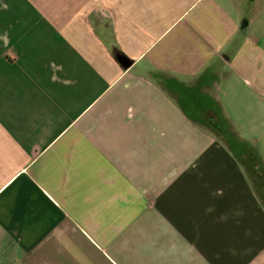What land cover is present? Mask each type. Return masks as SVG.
<instances>
[{
    "label": "crops",
    "instance_id": "1",
    "mask_svg": "<svg viewBox=\"0 0 264 264\" xmlns=\"http://www.w3.org/2000/svg\"><path fill=\"white\" fill-rule=\"evenodd\" d=\"M0 264H264V0H0Z\"/></svg>",
    "mask_w": 264,
    "mask_h": 264
},
{
    "label": "rangeland",
    "instance_id": "2",
    "mask_svg": "<svg viewBox=\"0 0 264 264\" xmlns=\"http://www.w3.org/2000/svg\"><path fill=\"white\" fill-rule=\"evenodd\" d=\"M223 126H227V125H223ZM234 127V125H232ZM236 126V125H235ZM258 143H256L255 147H257Z\"/></svg>",
    "mask_w": 264,
    "mask_h": 264
}]
</instances>
